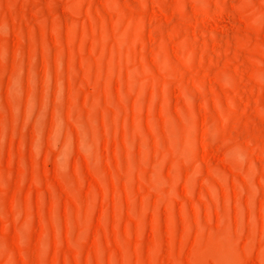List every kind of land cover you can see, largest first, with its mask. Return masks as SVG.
<instances>
[{"label": "rangeland", "instance_id": "rangeland-1", "mask_svg": "<svg viewBox=\"0 0 264 264\" xmlns=\"http://www.w3.org/2000/svg\"><path fill=\"white\" fill-rule=\"evenodd\" d=\"M0 264H264V0H0Z\"/></svg>", "mask_w": 264, "mask_h": 264}]
</instances>
